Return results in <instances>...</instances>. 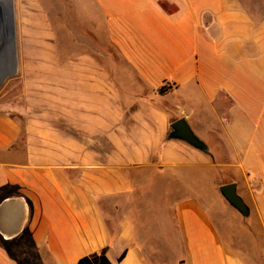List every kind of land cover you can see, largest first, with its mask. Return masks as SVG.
Returning <instances> with one entry per match:
<instances>
[{
    "label": "crops",
    "instance_id": "0c3cea01",
    "mask_svg": "<svg viewBox=\"0 0 264 264\" xmlns=\"http://www.w3.org/2000/svg\"><path fill=\"white\" fill-rule=\"evenodd\" d=\"M71 2L84 33L63 63V127L0 110V264H264L262 13ZM181 118L208 153L168 138ZM230 183L249 217L221 194Z\"/></svg>",
    "mask_w": 264,
    "mask_h": 264
},
{
    "label": "rangeland",
    "instance_id": "374dc122",
    "mask_svg": "<svg viewBox=\"0 0 264 264\" xmlns=\"http://www.w3.org/2000/svg\"><path fill=\"white\" fill-rule=\"evenodd\" d=\"M247 1L264 17V0ZM47 7L53 19L51 35L43 18ZM77 11L71 0H0V110L24 126L63 127V86L70 84L63 63L80 53L84 33L78 21L71 24L74 21H66L65 14L78 19ZM73 77L77 79V72H72ZM217 223L229 240L228 228Z\"/></svg>",
    "mask_w": 264,
    "mask_h": 264
},
{
    "label": "water",
    "instance_id": "95a60500",
    "mask_svg": "<svg viewBox=\"0 0 264 264\" xmlns=\"http://www.w3.org/2000/svg\"><path fill=\"white\" fill-rule=\"evenodd\" d=\"M168 138L170 140L176 139L186 142L204 153H208L209 151L206 142H204L195 134L185 118H181L171 124V130L168 134ZM220 192L223 197L229 202V204L233 208H235L244 218L250 216V207L239 195L238 186L236 183H230L221 186Z\"/></svg>",
    "mask_w": 264,
    "mask_h": 264
},
{
    "label": "trees",
    "instance_id": "16d2710c",
    "mask_svg": "<svg viewBox=\"0 0 264 264\" xmlns=\"http://www.w3.org/2000/svg\"><path fill=\"white\" fill-rule=\"evenodd\" d=\"M162 7L164 9H169L167 4H165V3H162ZM167 91H168V88L166 86H163V87L160 88L159 93L160 94H165Z\"/></svg>",
    "mask_w": 264,
    "mask_h": 264
}]
</instances>
